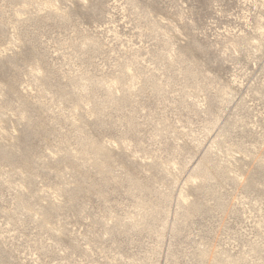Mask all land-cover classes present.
Returning <instances> with one entry per match:
<instances>
[{"label": "rangeland", "instance_id": "374dc122", "mask_svg": "<svg viewBox=\"0 0 264 264\" xmlns=\"http://www.w3.org/2000/svg\"><path fill=\"white\" fill-rule=\"evenodd\" d=\"M0 264H264V0H0Z\"/></svg>", "mask_w": 264, "mask_h": 264}]
</instances>
